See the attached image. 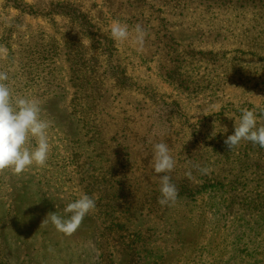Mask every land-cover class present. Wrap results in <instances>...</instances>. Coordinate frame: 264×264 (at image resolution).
<instances>
[{"label": "rangeland", "instance_id": "rangeland-1", "mask_svg": "<svg viewBox=\"0 0 264 264\" xmlns=\"http://www.w3.org/2000/svg\"><path fill=\"white\" fill-rule=\"evenodd\" d=\"M0 71L50 125L45 165L0 170V264H264V148L225 144L264 125V0H0ZM82 193L75 232L43 223Z\"/></svg>", "mask_w": 264, "mask_h": 264}, {"label": "clouds", "instance_id": "clouds-1", "mask_svg": "<svg viewBox=\"0 0 264 264\" xmlns=\"http://www.w3.org/2000/svg\"><path fill=\"white\" fill-rule=\"evenodd\" d=\"M136 42L142 46L144 30L137 24L135 26ZM110 35L113 40L122 42L129 38V26L119 20H114L110 25ZM8 74L0 71V170H11L20 174L27 168L43 166L46 164L49 151V137L47 130L49 121L41 117L40 101L37 98L26 96H13L12 91L5 81ZM260 117L253 109H242L241 115L235 120L234 132L225 139V144L231 151L242 140L251 141L264 148V125L257 124ZM216 132L214 129L213 134ZM30 139L35 144H30ZM175 165L170 154L168 144L158 142L153 144L152 170L159 174L160 203L175 200L177 188L171 182L167 172ZM95 208V200L86 193L77 199L68 202L64 207L65 215L49 212L43 223L51 221L55 228L64 233L72 234L80 226L83 218ZM42 223V224H43Z\"/></svg>", "mask_w": 264, "mask_h": 264}]
</instances>
